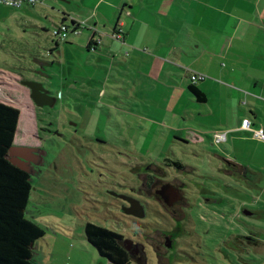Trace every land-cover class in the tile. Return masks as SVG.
<instances>
[{"label":"rangeland","instance_id":"rangeland-1","mask_svg":"<svg viewBox=\"0 0 264 264\" xmlns=\"http://www.w3.org/2000/svg\"><path fill=\"white\" fill-rule=\"evenodd\" d=\"M255 1L0 4V100L19 109L17 141L41 158L24 210L43 231L37 264H113L86 239L87 222L143 249L129 264H264V180L256 188L227 173L212 124L221 111L210 112L187 88L195 68L212 77L221 67L210 52L199 55L215 36L234 37L235 55L244 29L223 32L231 16L261 20L264 0L259 8ZM68 15L81 22L78 32ZM65 16L67 35L58 40L53 30ZM117 17L125 40L111 33ZM155 169L159 183L147 177ZM166 182L180 194L171 206L155 192ZM128 200L140 204L139 215L125 212Z\"/></svg>","mask_w":264,"mask_h":264},{"label":"crops","instance_id":"crops-1","mask_svg":"<svg viewBox=\"0 0 264 264\" xmlns=\"http://www.w3.org/2000/svg\"><path fill=\"white\" fill-rule=\"evenodd\" d=\"M261 2L262 0H256L254 4L259 8ZM257 16L261 20L256 22L248 21L243 17L231 16L233 18L232 23H227L223 32L225 35L226 31L236 35L241 28L244 29V34L238 40L240 44L234 48L235 55H230L234 37L228 38L226 36L224 39L222 36H215L214 41L203 48H199V44L195 46L190 43L193 48L202 49L199 55H204L206 52L211 53V65L216 64L215 66H218V62L221 65L210 74L212 77H206L194 86L204 97L203 101L196 99L197 102L204 103L210 112L214 108L221 111L222 117L217 122L212 123L219 128L214 129L224 131L226 143L229 141L237 147L238 152H235V149L231 151L227 146L222 145V142L219 143L226 153L225 157L229 159L227 173L234 171L231 173L237 174L243 181L248 179L251 186L256 188L260 187L258 185L259 180H264V142L253 139L250 132L238 128L243 119H248L254 128L264 127V17L260 12ZM69 19L75 18L69 16ZM119 26H122V29L125 28V24L120 22L119 17H117L111 27V33ZM246 26H250L252 29L251 36L245 35ZM122 37L125 40L128 35L123 33ZM193 43H195L194 39ZM221 59L225 61L234 59L237 62L228 67L227 63L221 62ZM195 69L197 70L192 71L201 73L200 67ZM229 109L232 110L231 115ZM144 117L148 119V116L144 114L140 116V118ZM194 134L197 135V132ZM17 140L15 134L14 145L30 146V144L20 141L21 139ZM247 154L250 157L256 156L253 161L250 160L251 158L244 160ZM258 156L260 158H256Z\"/></svg>","mask_w":264,"mask_h":264},{"label":"trees","instance_id":"trees-1","mask_svg":"<svg viewBox=\"0 0 264 264\" xmlns=\"http://www.w3.org/2000/svg\"><path fill=\"white\" fill-rule=\"evenodd\" d=\"M65 20L66 16L61 22ZM188 89L198 101H203V95L194 84H189ZM19 116L18 108L0 100V264H35L32 244L43 234L42 229L24 215L32 188L30 174L7 157L8 149L14 144ZM174 163L178 168L183 167L179 161ZM84 229L86 239L102 257L113 264L130 263L131 257L121 244L122 234L92 222H87Z\"/></svg>","mask_w":264,"mask_h":264},{"label":"water","instance_id":"water-1","mask_svg":"<svg viewBox=\"0 0 264 264\" xmlns=\"http://www.w3.org/2000/svg\"><path fill=\"white\" fill-rule=\"evenodd\" d=\"M61 1L68 2L70 0H61ZM29 89H30V96L32 97V99L34 101L37 102L38 98H36V95L34 94V85L29 86ZM14 150H16L18 153H14L13 152ZM25 153L31 154L33 156H40L37 149H34L30 146L14 145L13 144L8 149L7 157H8V160L10 162L17 165L20 169L26 171L27 173H29L31 175V173L33 172L32 171L33 167H32L31 161L24 155ZM155 192H156V194H158L163 199L165 204H167L168 206L173 205V203L180 198L178 188H175L170 183L163 184ZM128 201H129L128 206L125 208V212L128 214L135 215V216L139 215V213H141L140 210H142V207L140 206V204L138 205L137 202L134 200H128ZM123 241H124V243L126 242L128 245H129V243H132L131 240H127V239H124ZM168 245H170V243ZM32 249H33V251H32V254H33L32 262L37 264L35 261L36 255L34 252V250L37 249V243L36 242L34 244H32ZM126 249H128V247H126Z\"/></svg>","mask_w":264,"mask_h":264},{"label":"built area","instance_id":"built-area-1","mask_svg":"<svg viewBox=\"0 0 264 264\" xmlns=\"http://www.w3.org/2000/svg\"><path fill=\"white\" fill-rule=\"evenodd\" d=\"M37 1L38 0H0V4H6V5L16 7V8H20L23 5H34ZM72 20L74 22L73 24H71V30L74 33H76L81 27V22L75 19H72ZM93 27H95L94 24H93ZM67 30H68V26L65 23H61L59 26H56V28L53 30V35L55 36L54 38L58 40L64 39L67 35L66 33ZM112 34H114L115 37L122 39V34H123L122 26L117 27L115 29V32H113ZM205 78L206 76L202 73L192 72L189 74L190 84H196L200 81H203ZM239 129L250 132L251 136H253L256 139L262 140L264 142V127L253 129L251 127L250 121L248 119H243L239 126ZM225 140H226V133L224 131L215 132V135H214L215 143H220Z\"/></svg>","mask_w":264,"mask_h":264},{"label":"flooded vegetation","instance_id":"flooded-vegetation-1","mask_svg":"<svg viewBox=\"0 0 264 264\" xmlns=\"http://www.w3.org/2000/svg\"><path fill=\"white\" fill-rule=\"evenodd\" d=\"M37 87H35L34 86V94L36 95V98H38V100H39V98H40V94L37 92ZM32 148H34V149H37L36 147H34V146H32ZM14 153H18L16 150H14L13 151ZM38 152H40V151H38ZM30 161H31V164H32V167H33V169H32V171L34 172V169H37L36 168V164L37 163H39L40 161H41V158H40V156H33V155H31V154H24ZM42 157V156H41ZM158 170L157 169H155L154 171L153 170H150V172H147V177L149 178V179H151V181H153V182H155L156 180H157V183H159V178L161 177V176H158L157 174H158V172H157ZM146 173V172H145ZM167 183V182H166ZM163 184V183H162ZM125 238H124V236L122 237V240H121V244H122V246L126 249V247H128V249H126V251L128 252V254L130 255V257H139V258H141L142 257V252H143V249H141V250H139L137 247H134V246H131V245H128L126 242L124 243V240Z\"/></svg>","mask_w":264,"mask_h":264}]
</instances>
